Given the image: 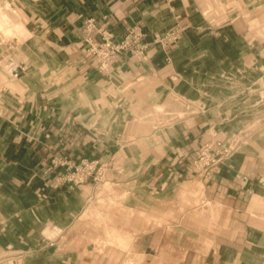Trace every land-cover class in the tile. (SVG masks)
<instances>
[{
	"label": "crops",
	"instance_id": "1",
	"mask_svg": "<svg viewBox=\"0 0 264 264\" xmlns=\"http://www.w3.org/2000/svg\"><path fill=\"white\" fill-rule=\"evenodd\" d=\"M50 3L0 46V264H264V0ZM133 28L143 53L108 72L86 56L98 29ZM207 141L229 155L191 169ZM55 157L105 177L63 183ZM8 201L30 228L7 226ZM8 229L31 234L26 255Z\"/></svg>",
	"mask_w": 264,
	"mask_h": 264
},
{
	"label": "built area",
	"instance_id": "2",
	"mask_svg": "<svg viewBox=\"0 0 264 264\" xmlns=\"http://www.w3.org/2000/svg\"><path fill=\"white\" fill-rule=\"evenodd\" d=\"M89 32L96 30V21L91 18L87 24ZM102 40H92L89 36V47L86 49V56L95 58V63L100 71L108 72L115 63L118 56L122 53L137 52L143 53L145 45L141 41V33L136 29H131L127 35L120 40H115L112 35L105 30H99ZM175 35L167 37L166 42L176 40ZM230 153V148L224 146L221 142H204L200 146L199 155L189 163V167L196 171L207 172L218 165ZM56 165L68 166L70 171L61 175V182H72L80 184L89 179L101 181L106 174V168L103 167L99 158H82L79 162H72L68 159H55Z\"/></svg>",
	"mask_w": 264,
	"mask_h": 264
},
{
	"label": "rangeland",
	"instance_id": "3",
	"mask_svg": "<svg viewBox=\"0 0 264 264\" xmlns=\"http://www.w3.org/2000/svg\"><path fill=\"white\" fill-rule=\"evenodd\" d=\"M40 2V7L34 3ZM51 0H0V46H5L9 44L12 49L15 50V46L22 43V40L28 37L33 28L39 27V25H34L33 19L39 15L41 18H46L48 14L51 12ZM37 24V23H36ZM205 59L195 58L194 60L186 59L184 65H195V64H204L207 63L204 61ZM189 77L192 76L191 73L188 74ZM201 80L206 78L200 77ZM189 96H192L193 91L191 89H184ZM186 105V104H185ZM137 111L142 114L146 111H149L150 106L145 104L137 105ZM158 108V106H157ZM186 108V106H185ZM4 150L0 151V160L1 155L4 154ZM55 157L53 160H55ZM61 159L57 158V160ZM67 159V158H62ZM8 204V221L7 226L12 222V220L16 219L23 222L24 228H30L31 226V218H32V211L29 204L24 202L21 207L25 209V212L18 216L15 214L16 208L15 205L10 201L7 202ZM19 206V205H18ZM21 209V208H19ZM23 211H20L21 213ZM19 215V214H18ZM19 226V223H18ZM15 228V226H14ZM23 228V227H22ZM23 235V237H20ZM8 242H18L22 246V250L25 251L24 254L26 255L30 250L28 245L31 244V234L27 232L23 233H11L8 229Z\"/></svg>",
	"mask_w": 264,
	"mask_h": 264
}]
</instances>
